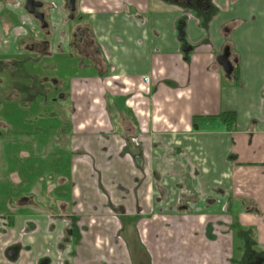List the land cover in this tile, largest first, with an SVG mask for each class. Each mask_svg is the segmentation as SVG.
Listing matches in <instances>:
<instances>
[{"label":"crops","instance_id":"0c3cea01","mask_svg":"<svg viewBox=\"0 0 264 264\" xmlns=\"http://www.w3.org/2000/svg\"><path fill=\"white\" fill-rule=\"evenodd\" d=\"M208 1L207 12L165 0L85 9L103 56L94 66L108 78L93 92L96 109L76 105L89 88L72 91V79L74 105L53 125L55 149L35 135L11 144L17 159L33 158L38 145L46 148L38 159L69 154L60 182L70 188L49 185L35 203L10 206L0 217V264H162L180 249L197 264H222L234 228L264 246V0ZM56 3L47 12L54 49L57 31L67 30ZM226 46L237 83L217 61ZM66 97L55 99L61 112ZM224 112H234V125L215 117ZM9 176L21 180L18 171Z\"/></svg>","mask_w":264,"mask_h":264},{"label":"rangeland","instance_id":"374dc122","mask_svg":"<svg viewBox=\"0 0 264 264\" xmlns=\"http://www.w3.org/2000/svg\"><path fill=\"white\" fill-rule=\"evenodd\" d=\"M44 1L46 2L45 9L47 13L50 10L49 4L52 0ZM53 1L56 3L55 0ZM59 1H63V5H61V10L58 16H60V19H63V23L65 24H63L62 27L64 29L67 28V30L65 32L63 30L57 31L58 34L56 33V37L60 42L55 45V49L53 48L55 44L54 40L51 42L50 49L53 51L51 56H43L33 51L27 52L25 51V47L22 46L16 49L15 44L18 42L22 43V40L29 38L31 35L34 34L36 36H41L39 33L40 29L38 30L37 28L36 20H34L31 16V19L26 16L23 5L18 6L17 4L9 3L7 5V9L0 12V15L3 14L2 18L5 16L8 17V21H3V28L8 36L9 42L6 43V46H0V90L3 92L2 94L0 93V118L7 121L9 125H12L11 132L6 134L12 136V139L15 141L18 138L27 135L29 136V139H33V135H35L34 138L40 142L41 146L46 145V148H50L51 146L52 150L58 145V132L53 125L62 123L63 115L67 119L70 118L72 105V100H68L66 97V101L62 103L63 111L61 112L59 111L58 104L52 99L57 97V100L60 102L62 99L59 97L60 94H66L72 86V79L76 80L75 78H78V81L73 82L72 91L76 87H88L90 98L86 100L83 99V101L75 99L76 105L80 107L78 102L82 104L85 103L88 108L92 107L93 109H96L97 107H93L90 104L91 100L94 99L93 92H95V87L100 89L105 86L103 83V77H105V79L108 78L103 73H100V68L94 66L96 63H93L92 60H88L81 54L77 53V50H75V48H71L68 45V42L67 45L66 43H62L61 38L66 36V40H70L72 27L77 22L84 24L86 27L90 26V14H87L88 10H85L86 8H90L93 11L102 10L103 8L119 9L123 0H77V4L79 6V9H77V15H81V17L80 20L77 19L72 21L68 20L67 15L69 13V9L67 7L68 4L66 3V0H57L56 4H59ZM17 2L21 3L20 0H17ZM181 6L186 7L184 5ZM49 41H51V39ZM32 58L36 60V63L32 64L27 62ZM19 64L22 65V69L17 68V65ZM12 70L15 72L21 70H24L25 72V70H27L28 73L25 72L26 75L34 72L33 74H36L37 76L39 74L41 76H47L48 80L45 84L43 83L42 86L48 88L50 87V94L43 92L36 96L35 99L31 100L30 103L25 105V102L29 98L22 93L20 87L17 89L13 87L17 84L15 83V79H11ZM27 79L28 80L23 81L25 82L27 89L39 86V83H36V81H39L40 79ZM31 84L33 85L32 87H30ZM17 90L21 91L22 94H19ZM10 91L11 93L13 92V96L8 97L6 93L10 96ZM120 106H123V101H121ZM108 109L110 111V108ZM109 114V118L113 120L114 118L111 112H109ZM6 147L7 149L2 152L3 158L0 161V170H2V172H0V196H5L3 200L0 199V217L7 216L12 212L10 210L11 207L17 204L15 199H17L26 190L29 193H33L37 198L40 195H49V189H44L49 186V184L55 185L57 189L70 188L68 183L69 180L64 184L60 182L64 176L68 177L65 173L67 172L71 161L69 154L66 155L67 157L64 156L63 158L57 159L54 158L52 153H50L46 158L38 159V157L34 155H37L38 153L44 154L46 150V148L43 147L40 149L38 145L36 149L37 152L31 154L33 158L19 159L18 161L21 162V164L17 167L15 160L12 158L13 155L8 152L13 148H11V146ZM78 150H80V147ZM70 155L73 157L76 153H72ZM77 157L79 161H81L79 156ZM88 161L89 163L94 162L91 157L88 158ZM140 162L141 164H146L144 160H141ZM53 167H56V171ZM144 168H146V166ZM11 171H18L21 175V181L11 178L9 176ZM96 171V168L93 166L91 172L95 173ZM56 187L52 189L51 193L56 190ZM8 204L10 205L8 206ZM229 214L232 216L234 215V213ZM220 222L224 225V222ZM216 227L218 228V232L223 229V226L221 225H217ZM234 229V247L231 248V252L224 256V259H226L227 262L222 264H229L228 259L232 254L233 264H246L244 255H242V250L245 245L244 240L241 237L242 233L239 231L236 233L237 228ZM251 237L252 239L254 238V236ZM253 247L256 249H264L263 245L253 244ZM215 250L216 249H214V251ZM179 252L180 254L177 253L169 255V260L162 262V264L198 263L199 260L196 256H191L185 252H181V249ZM216 258V252L212 251V263H216Z\"/></svg>","mask_w":264,"mask_h":264},{"label":"flooded vegetation","instance_id":"af4514ba","mask_svg":"<svg viewBox=\"0 0 264 264\" xmlns=\"http://www.w3.org/2000/svg\"><path fill=\"white\" fill-rule=\"evenodd\" d=\"M10 1H12V2H10ZM20 1H21V3L17 2V0H14V1L13 0H0V12L3 10H6L7 5L9 3L17 4L18 6L23 5L24 13L26 14V16L28 18H30V16H31L34 20H36L37 28H38V30L40 29L39 33L41 36H38V35L36 36L33 33H31L33 35H31L29 38L22 40V43L18 42L17 44H15L16 49H18V47L22 46V47H25V51H27V52L33 51V52H37L38 54H41L43 56H51L52 50L50 49V41H49L51 35L46 34V32H51L50 18L47 15L46 9H45L46 2L44 0H32V4L30 6L32 12H30L26 8V5L28 4L27 0H20ZM68 1L69 0H66L67 4H68ZM165 1H168V2L174 3V4H178V5H184V6L190 8L192 10H199V11L204 10V12H207V9L210 7L208 0H165ZM205 9H206V11H205ZM77 13H78L77 12V0H75V10L71 11L69 9V13L67 15L68 20L69 21L70 20L71 21L77 20V19L80 20L81 15L78 16ZM2 16H3V14L0 15V34H4L6 36V37L4 36V40H3V43L6 44L7 42H9V40H8V36L5 34V30L3 28V21H8V17L5 16L2 18ZM39 16L43 17V20L45 21V25H43L42 20L39 18ZM91 34L92 33H91V31H89L88 26L86 27L84 24H80L79 22H77L72 27L69 46L71 48H75V50H77L76 52L81 54L83 57L92 60L93 63H101L103 56H102L100 50L98 49V47L96 46L95 41H94ZM42 36H44L45 38ZM0 38L2 39L3 36L2 37L0 36ZM41 52H43V53H41ZM224 54H226L227 61L229 63L232 62L231 59L229 58L230 52H228L226 49H224L222 51V53L217 58L218 64H220L222 67H223V65L219 62V59L222 58V56ZM31 60H35V59L32 58ZM31 60L27 61V62H30L32 64L36 63V60L35 61H31ZM17 66H18L17 68L22 69L21 64H19ZM231 68H232V65H231ZM223 69H224V67H223ZM229 71H226L224 69L225 73L229 72ZM25 72L28 73L27 70H25ZM25 72H24V70L23 71L22 70L16 71V72L14 70L11 71V77H12L11 79H15L16 80L15 83L17 84L16 86H13L14 88L17 89L20 87L22 93L26 97H28L29 98L28 100H30V101L35 99L36 96L40 95L43 92L50 94V89H49L50 87L48 88V87L42 86L43 83L45 84V82H47V80H48L47 76H45V75L41 76L40 74L37 76L36 74H33L34 72L26 75ZM27 78H29L30 80H33L35 78L40 79L39 81H36V83H39V86L33 88L32 87L33 85L31 84L30 87H32V89H27L25 86L26 85L25 82H23L25 80H28ZM1 91L2 90H0V93L2 94L3 92H1ZM17 91L19 92V94H22L21 91H19V90H17ZM7 94L8 93H6V95ZM61 95L66 97L65 93L60 94V96ZM11 96H13V92L11 93V91H10V97ZM63 96H61L60 98H62ZM67 98H68V100L71 99L70 97H68V94H67ZM55 99H57V97H54V99H52V100L57 101ZM72 105H74V102H72ZM4 124L9 125V123L7 121L0 118V128H4L3 129L4 133H3V130L0 129V138H2V139H0V141L3 140L2 144H0V151H2V152H3V150L7 149L6 146H12L11 144H16V141L12 139V136H9L6 134V133L11 132V128H8L7 126L3 127ZM9 126L11 127V125H9ZM1 132L3 133L2 137H1ZM12 147H15V146H12ZM2 152H0V161L3 158ZM8 152H9V154L13 155L12 158L15 160V163L18 166L19 165V163H18L19 159H17L18 153L16 151H8ZM0 172H1V170H0ZM49 185H52V184H49ZM46 188H44V189H46ZM22 194H24V195H22ZM22 194L17 199H15L18 206L23 204V203L30 201L31 198H33V196H34L33 193H29V192H27V194H25L23 192ZM31 202L35 203V200H31ZM184 219L189 221L188 220L189 215L184 217ZM6 222H7V220H6ZM1 233L2 232L0 231V244L2 243ZM241 235H242V238H243L244 243H245L243 250H242V255H244V260H245L246 264H264V249H260V248L256 249L253 247V244H256V243H255V240L252 239V237H251L252 235H250L249 232H243ZM231 236H233L232 231H231ZM11 249H15V255L10 258L8 256V252ZM17 252H18L17 244L16 243L10 244L8 247L5 248V252H4L5 259L9 260V261L14 260L15 257L17 256ZM232 259H233V254L228 259L229 264H233Z\"/></svg>","mask_w":264,"mask_h":264},{"label":"trees","instance_id":"16d2710c","mask_svg":"<svg viewBox=\"0 0 264 264\" xmlns=\"http://www.w3.org/2000/svg\"><path fill=\"white\" fill-rule=\"evenodd\" d=\"M183 21L180 22V24H182ZM180 29L183 30V26L180 25L179 26ZM46 34L48 35H51V32H46ZM228 52L229 51V46L225 48ZM187 54V53H185ZM231 65H232V68L229 72H226V75L228 76V78L231 79L232 83H237L238 82V78L236 76V73H237V69L235 68V66L233 65L232 62H230ZM217 119H219L221 122L223 123H226L227 125H234L235 123V114L234 112H224V113H221V114H218L217 116H215Z\"/></svg>","mask_w":264,"mask_h":264},{"label":"water","instance_id":"95a60500","mask_svg":"<svg viewBox=\"0 0 264 264\" xmlns=\"http://www.w3.org/2000/svg\"><path fill=\"white\" fill-rule=\"evenodd\" d=\"M27 5H26V8L32 12L30 6L32 4V0H27ZM41 4V3H40ZM68 8L71 10V11H74L75 10V0H69L68 1ZM39 18L42 20V23L43 25H45V21L43 20V17L42 16H39ZM181 33H183V31H181ZM219 62L223 65L224 69L226 71H229L231 69V64L227 61V57H226V54H224L222 56V58L219 59ZM15 255V249H11L9 252H8V256L11 258Z\"/></svg>","mask_w":264,"mask_h":264}]
</instances>
